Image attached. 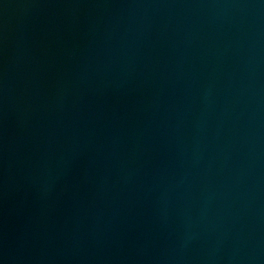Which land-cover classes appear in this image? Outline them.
Masks as SVG:
<instances>
[{
    "label": "water",
    "instance_id": "1",
    "mask_svg": "<svg viewBox=\"0 0 264 264\" xmlns=\"http://www.w3.org/2000/svg\"><path fill=\"white\" fill-rule=\"evenodd\" d=\"M0 264H264V0H0Z\"/></svg>",
    "mask_w": 264,
    "mask_h": 264
}]
</instances>
